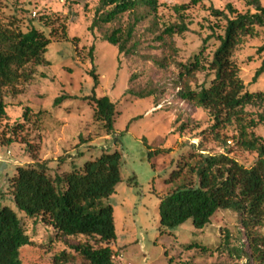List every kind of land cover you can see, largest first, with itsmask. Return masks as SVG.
I'll return each mask as SVG.
<instances>
[{
    "label": "rangeland",
    "instance_id": "1",
    "mask_svg": "<svg viewBox=\"0 0 264 264\" xmlns=\"http://www.w3.org/2000/svg\"><path fill=\"white\" fill-rule=\"evenodd\" d=\"M0 1L3 21L15 19L22 30L34 27L45 35L55 33L50 36L45 53L47 63L27 65L23 71L29 79L19 82L13 92L4 93L0 193L3 202L23 220L32 241L21 251L22 264H51L62 252L68 255L62 264H87L71 246L86 241L94 248L106 245L83 237L61 238L38 218L25 217L15 207L7 187L15 168L45 162L48 175L54 179L108 150L121 155V180L104 200L112 208L116 235L115 242L108 245L113 264H245L246 260L231 256L224 249L228 235L230 247L243 245L247 250L236 214L219 211L203 229H195L187 221L161 232L158 212L162 197L180 186H197V178L190 170L198 160L195 153L223 154L245 168L256 160L255 152L244 151L236 144L235 124L212 129L214 121L209 112L179 99L180 88L175 84L178 63L187 62L202 48L204 59L209 61L218 46L216 37L223 32L224 21L210 16L207 8L223 10L230 3L243 13L247 10L243 2L205 0L192 5L191 0H157L160 29L162 25L181 22L188 28L170 40L177 52L172 61H167V68L161 69L152 60L161 59L167 51L155 41L149 19L136 27L135 54L126 56L104 42L103 35L118 26L125 27L130 21L127 14L113 24L90 28L99 0ZM180 5L188 8L178 15L174 7ZM233 61L249 92L264 91V72L252 83L256 70L264 66V28L257 29L253 38L242 40L234 50ZM92 69L98 80L95 95L107 96L116 105L112 135H107L92 117L93 105L87 100L93 93L94 81L89 74ZM210 79L209 72H198L188 81L189 87L197 89ZM129 89H155L158 94L136 100L126 94ZM61 95L67 98L55 106V99ZM25 108L29 109L26 122L22 117ZM38 111L44 112L41 117L35 115ZM245 111L249 117L258 113L252 107ZM17 123L23 129L13 133ZM253 131L264 140L263 125ZM159 148L167 151L154 152ZM257 232L264 235V223Z\"/></svg>",
    "mask_w": 264,
    "mask_h": 264
},
{
    "label": "trees",
    "instance_id": "2",
    "mask_svg": "<svg viewBox=\"0 0 264 264\" xmlns=\"http://www.w3.org/2000/svg\"><path fill=\"white\" fill-rule=\"evenodd\" d=\"M205 0H191L192 5L202 4ZM247 7L238 12L230 3L223 10L208 7L215 19L224 21L223 32L216 37L218 46L209 61L203 56V48L185 63H178L176 86L180 89L177 96L195 108L207 110L214 124L212 129L235 124L237 126L236 144L244 151L257 154L252 166L245 168L226 155L195 153L198 160L190 167L197 178V186H180L160 199L159 229L161 232L175 229L187 221L195 229L209 225L219 211H230L237 216V222L247 241V250L230 247L226 235L224 249L229 255L246 260L245 264H264V235L257 232L264 223V140L254 133L258 125L264 126V91L249 92L239 78V70L233 61L236 47L244 38L256 36L257 29L264 28V2L260 0H239ZM1 5V1H0ZM157 0H99L95 8L90 28L113 24L127 14L130 21L125 27L118 26L103 35V41L116 47L118 54L134 55L136 50V27L149 19V30L155 41L167 55L152 60L161 69L167 68L176 49L170 41L174 35H182L188 28L179 24L162 25L159 28L156 14ZM188 5L175 6L181 15ZM214 34V33H213ZM51 31L45 35L31 27L27 30L12 19L3 21L0 14V129L6 118L4 93L13 90L21 81L29 79L24 68L33 64H46L45 53L51 43ZM210 38V37H208ZM92 49H90L91 51ZM91 53V52H90ZM206 62H205V61ZM169 61V62H167ZM264 66L256 70L252 83L263 74ZM211 74L208 84L191 89L188 81L198 72ZM93 93L87 97L93 105V120L98 122L107 135L114 133L117 109L107 96H96L98 80L92 69ZM136 100L155 98V89L127 93ZM67 98L59 96L54 105ZM255 108L258 113L249 117L245 109ZM29 109L22 114L27 120ZM43 111L35 113L41 117ZM23 129L16 124L12 132ZM2 142V139L0 140ZM10 143V140H7ZM148 149L150 147L144 143ZM167 151L159 148L154 152ZM201 151V150H200ZM121 155L117 151H104L95 159L86 160L78 168H72L52 179L45 162L20 165L9 178L8 188L15 207L29 219H37L49 226L61 238H87L104 247L94 248L87 243L72 245L87 264H113V252L108 247L115 242L112 208L104 204L115 191L120 178ZM32 244L27 235L23 220L3 202L0 193V264H22L21 251ZM65 252L55 256L51 264L67 262Z\"/></svg>",
    "mask_w": 264,
    "mask_h": 264
},
{
    "label": "built area",
    "instance_id": "3",
    "mask_svg": "<svg viewBox=\"0 0 264 264\" xmlns=\"http://www.w3.org/2000/svg\"><path fill=\"white\" fill-rule=\"evenodd\" d=\"M113 258V257H112Z\"/></svg>",
    "mask_w": 264,
    "mask_h": 264
}]
</instances>
